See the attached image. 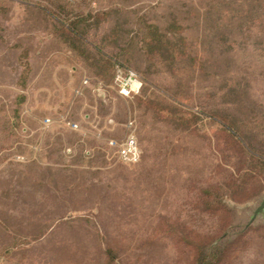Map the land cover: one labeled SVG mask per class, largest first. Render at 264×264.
Returning <instances> with one entry per match:
<instances>
[{"label": "rangeland", "instance_id": "obj_1", "mask_svg": "<svg viewBox=\"0 0 264 264\" xmlns=\"http://www.w3.org/2000/svg\"><path fill=\"white\" fill-rule=\"evenodd\" d=\"M263 200L264 0H0V264H264Z\"/></svg>", "mask_w": 264, "mask_h": 264}, {"label": "built area", "instance_id": "obj_2", "mask_svg": "<svg viewBox=\"0 0 264 264\" xmlns=\"http://www.w3.org/2000/svg\"><path fill=\"white\" fill-rule=\"evenodd\" d=\"M29 1L42 2L44 0ZM74 1L81 2L82 0ZM114 84L120 95L130 97L139 94L143 86V81L133 69L118 67L114 75ZM73 126L77 127L76 124H73ZM110 144L115 145L118 157L123 162H136L140 157V148L135 136L131 132L122 142L114 144V141H110Z\"/></svg>", "mask_w": 264, "mask_h": 264}, {"label": "trees", "instance_id": "obj_3", "mask_svg": "<svg viewBox=\"0 0 264 264\" xmlns=\"http://www.w3.org/2000/svg\"><path fill=\"white\" fill-rule=\"evenodd\" d=\"M83 1H85V0H82V2H83ZM76 23H77V22H76ZM76 23H73V25H72V29H74L73 27L77 25ZM70 27H71V26H70ZM151 27H152V25H149V28H151ZM115 71H116V69H114L113 77H114V75H115ZM204 261H205V256H204V258H203L202 260H200V262L198 261V263H196V264H203Z\"/></svg>", "mask_w": 264, "mask_h": 264}, {"label": "water", "instance_id": "obj_4", "mask_svg": "<svg viewBox=\"0 0 264 264\" xmlns=\"http://www.w3.org/2000/svg\"><path fill=\"white\" fill-rule=\"evenodd\" d=\"M263 209H264V200L262 201V203L260 204V206L254 211V214H253L252 219L255 217V215H256L258 212L262 211Z\"/></svg>", "mask_w": 264, "mask_h": 264}]
</instances>
